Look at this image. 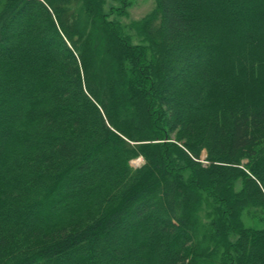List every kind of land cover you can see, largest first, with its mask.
Instances as JSON below:
<instances>
[{
	"label": "trees",
	"instance_id": "16d2710c",
	"mask_svg": "<svg viewBox=\"0 0 264 264\" xmlns=\"http://www.w3.org/2000/svg\"><path fill=\"white\" fill-rule=\"evenodd\" d=\"M126 2L0 0V264H264V0Z\"/></svg>",
	"mask_w": 264,
	"mask_h": 264
},
{
	"label": "rangeland",
	"instance_id": "374dc122",
	"mask_svg": "<svg viewBox=\"0 0 264 264\" xmlns=\"http://www.w3.org/2000/svg\"><path fill=\"white\" fill-rule=\"evenodd\" d=\"M119 3L109 2L107 5V10L110 11L112 5H118ZM157 5V0H127L126 4L123 7L122 14L113 13L110 18L115 21H120L124 27L126 35L132 38L133 43H139L141 41L138 31L135 28V24L143 20ZM180 71V70H179ZM177 73L178 71H174ZM182 83V80L175 82L176 85ZM201 160L204 164H208L206 160L207 151L203 150ZM143 156L136 157L131 160L133 167H138L143 164ZM242 188V179L237 180L235 189L240 190ZM212 198H208L199 209L202 221L200 220L203 229L207 232L215 216L214 204H212ZM241 220L243 224L247 227H264V211L260 207H253L245 209L242 211ZM205 224V225H204ZM218 248L220 252L223 251L221 245H211L208 247V252H211L215 249V256H210L203 260L200 264H222V256L218 255ZM208 259V260H207Z\"/></svg>",
	"mask_w": 264,
	"mask_h": 264
}]
</instances>
